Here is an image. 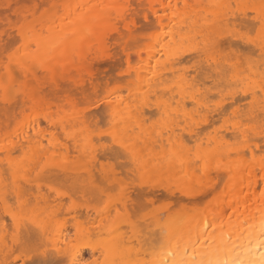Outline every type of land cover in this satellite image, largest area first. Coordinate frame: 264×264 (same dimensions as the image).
I'll return each mask as SVG.
<instances>
[{
    "label": "bare ground",
    "instance_id": "1",
    "mask_svg": "<svg viewBox=\"0 0 264 264\" xmlns=\"http://www.w3.org/2000/svg\"><path fill=\"white\" fill-rule=\"evenodd\" d=\"M228 1L39 0V5L43 6L40 13L44 17L43 35L39 37L42 41L40 54L44 55L50 51L56 62L64 66L59 79L46 81L44 91L55 97L76 88L105 93L106 90L111 91L110 86L116 81H121L122 86L107 97L112 102V108L125 117V122L119 128L120 134L124 138H128L130 134L133 141L140 142V148L137 146L136 150L142 151L141 162L148 164L155 176V182L159 184V187L153 189L156 197L160 189H163L165 194L176 198L179 205L180 202L181 205L183 203L179 209L167 211L163 218L148 212L138 222L136 220L137 223L132 220L118 226L113 225L112 220H107L110 218H106L105 208L110 206L109 203L102 208L91 203L85 205L81 211H71L68 204L64 203L68 198L60 195L58 199L61 203L56 204L57 198L49 199L50 186L46 183L45 173L41 172V175L37 176L45 161L60 166L59 170L48 169V175L59 171V175L65 178L77 177L81 184L87 181V185L91 186L95 173L87 168H72L70 160L76 150L71 151L72 148L66 143L68 140L61 139L63 133H57L54 124L44 119L37 120L35 124L25 122L22 130L17 133L16 114L20 108L15 104L6 108L0 103V145L7 146L14 142L21 146L15 150V155L0 154V192L5 189L14 190L23 180H27L28 192L33 201L50 208L55 205L58 212L63 208L61 218L66 223L50 237L54 246L65 244L66 239L69 246L77 240L80 243H90L95 249V255L92 256L91 250L86 251L94 260H98L99 264H264V171H261L257 163L251 162L252 148L242 142L236 143L240 129L235 126V122L228 124L229 121L224 118L230 125L225 126L226 130H230L214 136L207 132L206 127L198 129V124L202 122L195 123L197 128L187 127L189 130L185 131H189L187 134L190 140L195 142L192 147L186 145L188 143L184 141V136L175 134V130L171 128L170 134H160L164 137L160 138L162 136L156 134L160 132L157 130V123V127L149 125V116L145 114L155 110L160 112V115L162 113V116L167 113L166 120L169 116H172L173 120L174 116L175 123L169 120L177 128L180 119L189 120L193 112L208 109L222 116L232 104H239V95L230 88V91H226H229V94L218 92L221 97L224 94L223 99L221 98L223 101L214 105L210 103L208 96L213 89L210 90V87L205 85V76L208 72L216 73L218 70L215 67L210 68L206 59L203 73L197 69L196 74L189 79L185 71V64H198L200 52L212 38L221 33V21L226 27L233 13L238 14L240 11L231 7ZM247 1L259 3V0ZM115 5L128 6L119 10H126L129 16L127 20L116 16L118 10L113 7ZM36 6L37 3H34L21 8L36 11ZM18 8L20 7L5 6L3 12L12 10L15 18L22 19L16 15ZM123 23L127 29L135 27L137 23L141 30L136 27L135 31L130 28V31L126 32L125 29H120ZM100 33L104 34L102 44L99 41ZM112 40L115 48L111 52L103 53L102 47ZM73 53L76 54V63L72 62ZM82 62L87 65L83 71L80 67ZM230 62L232 63L230 60L228 64ZM105 65L117 72L108 71L107 74L101 71L104 74L100 80H105L100 82L98 70ZM224 68L225 65L221 64V79L223 77L222 81L228 84V78L222 74ZM242 68L244 70V67ZM239 69L236 71L239 72ZM8 72L6 62L1 63L0 83L8 79ZM72 72L75 75H71ZM242 72L245 75H255L256 71ZM228 77L236 84L235 77L231 74ZM40 79L44 80V77ZM181 80L184 81L185 87H176ZM199 82L201 87L197 85ZM232 85L228 84L229 87ZM189 86L191 90H188ZM16 87L22 86L17 82ZM241 98L245 99L243 92ZM20 104L23 105V98ZM193 119L190 118L189 122L192 123ZM24 120L27 121L26 116ZM169 123L167 126H172ZM190 123L186 121L185 124L188 126ZM212 128L214 130L215 126ZM41 129L47 130L49 136L57 133L56 139L60 140V143L53 142L52 151L48 150L50 146ZM37 134H40L39 145L34 139ZM5 137H8L7 142ZM146 145L150 146L149 151L145 150L148 149ZM244 151L248 152V158L237 154ZM209 154L221 162V167L217 170L218 177L217 172L216 176L211 174L215 181L211 175L204 174V161L199 159ZM63 168L69 170L63 172ZM132 168L135 169L136 165L133 164ZM207 176H211L210 181L213 183L209 181L202 185ZM216 177L219 180H216ZM43 183L47 190H42L41 186L45 188L41 185ZM217 183L221 187L216 186L219 185ZM187 185H191V189L187 194H182ZM97 192L104 195L103 190ZM199 205L203 209H200ZM121 207L124 205L121 204ZM71 212L76 216L68 217ZM10 221V217L7 221L3 219V205L0 204V232L3 231L4 224ZM75 225H79L83 233H90L92 239L77 237ZM2 258L3 246L0 245V259Z\"/></svg>",
    "mask_w": 264,
    "mask_h": 264
},
{
    "label": "snow or ice",
    "instance_id": "2",
    "mask_svg": "<svg viewBox=\"0 0 264 264\" xmlns=\"http://www.w3.org/2000/svg\"><path fill=\"white\" fill-rule=\"evenodd\" d=\"M41 7L43 6L37 5L36 11L18 8L16 15L22 19H18L14 27L9 25L5 27L3 33H0V41L5 45L6 64L9 69L8 79L0 83V100L6 108L12 104L20 108L16 114L17 133L22 130L25 122L35 124L37 120L44 119L56 126L57 133H63L61 139L76 141L78 146L83 145L84 153L94 154V159L95 156H99V160L91 166L100 170V176L90 187L96 191L103 190L115 198V204L105 208L113 225L118 226L134 219L138 221L148 212L163 218L170 209L156 197L153 189L159 187V184L155 182V176L148 168V164L141 162L142 151L136 150L139 142L133 141L130 134L128 138L120 134L119 128L125 122V117L119 115L112 108V102L107 99L122 86V82L116 81L110 86L111 91L106 90L103 95L98 90L76 88L60 94V99L57 100L54 95L44 91V87L47 86L46 81L59 79L64 66L56 62L50 51L44 55L40 54L42 41L39 37L43 35L44 23V17L40 13ZM113 7L118 10L116 16L124 20L129 18L126 10L119 11L128 6ZM231 7L240 11L238 14L233 13L226 27L221 21V33L212 38L200 52V62L193 66V72L199 69L203 73L206 59L210 68L215 67L218 70L216 73L208 72L205 76L210 87L212 81L221 79V64L225 65L223 76L227 77L231 74L236 78V94L239 95L242 91L246 98L243 105L236 103L231 105L234 109L231 119L240 129L236 143L242 142L251 147V162L257 163L261 171H264V0H259V3L231 5ZM10 35L15 38H8ZM99 41L101 44L104 42L103 33H100ZM121 42L123 43L122 38ZM256 51L260 53L259 75L237 72L236 69L243 67L246 62L249 68L256 67L251 62V56H254ZM75 55L73 53V63H76ZM229 60L232 61L230 65ZM86 66L82 62L81 71ZM70 74L75 75L74 72ZM40 77H44V80ZM17 82L22 87L17 88ZM176 87L184 88V81L181 80ZM188 90H191L190 86ZM21 98L23 105L20 104ZM25 116L27 121L24 120ZM41 133L48 140L49 151H52L53 142L60 143V140L56 139L57 133L49 136L45 129H41ZM163 133L164 128L161 127L160 132L156 134ZM39 136L40 134H37L34 138L37 145L40 144ZM7 140L8 137H5L6 142ZM19 147L21 146L14 142L7 146L0 145V154L15 155V150ZM237 154L248 158L247 151ZM83 159L84 157H80L77 161H73L72 168L79 170L88 167L87 163H80ZM199 159L204 161L205 175H211L213 166L217 170L221 167V162L211 154ZM64 163L67 164V161ZM133 164L136 165L135 169L131 167ZM40 169L37 176L39 177L41 172L45 173L46 183L50 186L49 199L57 198L56 204L61 203L58 197L64 195L68 198L64 203H67L68 208L71 209L77 206V200L74 198L79 193H83L85 198L94 195V192L90 194L87 187L80 185L75 176L65 178L59 175V171L48 175V169L59 170V165L45 161ZM68 170V168L62 169L63 172ZM28 182L23 180L18 188L0 192L3 219L7 221L8 217L11 218L10 223L6 222L3 231L0 232V245L3 246V258L0 259V264H99L98 260L92 258L95 249L90 243H80L77 240L69 246L66 239L65 244L54 246L50 242L52 234L62 229L66 223L61 218L63 208L58 212L55 205L50 208L33 201L28 192ZM191 187L187 185L182 194H187ZM121 204L124 205L123 208ZM75 228L77 237L92 239L91 234L83 233L79 225H75ZM86 250H91L92 256H89Z\"/></svg>",
    "mask_w": 264,
    "mask_h": 264
},
{
    "label": "rangeland",
    "instance_id": "3",
    "mask_svg": "<svg viewBox=\"0 0 264 264\" xmlns=\"http://www.w3.org/2000/svg\"><path fill=\"white\" fill-rule=\"evenodd\" d=\"M229 3H230V5H236V3H237V0H229L228 1ZM248 1L247 0H239V3H237V4H241V3H247ZM34 3H37V5H39V0H0V33H3V31H4V29H5V27H8L9 25H11L12 23V25H13V27L15 26V24H16V21L18 20V18H15L14 16H13V11L11 10V11H8V12H3V9H4V7L5 6H14V7H28V6H31L32 4H34ZM6 21L8 22V24L6 25ZM140 23L138 22V25H139ZM11 25V26H12ZM120 25V24H119ZM123 25V26H122ZM121 26H120V29H122V30H124L125 29V31L126 32H129L130 31V28L131 29H134V31H135V28L137 27V28H139V27H141V26H138L137 25V23L135 24L136 26L134 27H130V28H125L124 27V23L122 24ZM136 28V29H137ZM8 30H9V33H11V27H9L8 28ZM139 30H141L140 28H139ZM142 30H143V28H142ZM131 32H132V30H131ZM8 38H10V39H13L12 38V36L10 35ZM4 47H5V45L3 44V42L2 41H0V59L1 60H3L2 62H0V64L1 63H5L6 62V59H7V54L5 53V51H4ZM246 47V46H245ZM115 48V43H114V41L112 40V41H108L103 47H102V49H101V51L103 52V53H107V52H111L112 51V49H114ZM241 50H243V48L241 49ZM253 51H255L254 49H253ZM248 55H250V53L248 54ZM259 56H260V54H259V52L258 51H256L255 52V55L254 56H251V62H252V64H254V65H256V67H254V68H249V65H248V63L246 62L244 65H243V67H244V70L246 71H256L255 72V75L256 76H258L259 75V65H260V60H259ZM0 60V61H1ZM246 60H247V55H246ZM5 61V62H4ZM230 61V60H229ZM120 63H122V62H120ZM231 63V62H230ZM229 63V64H230ZM192 64H194L193 62H188V63H186L185 64V71H186V73H187V76H188V78L189 79H191L192 78V75L193 74H196V72H194L193 73V66L194 65H192ZM119 65H121L122 66V64H119ZM243 68L241 67V69H239L240 71L239 72H242V71H244V70H242ZM107 70V71H106ZM104 71V72H106L107 74H109V72L108 71H113L112 70V68H110L109 66H107V65H105V67L103 66V68H100L99 70H98V76H99V80L100 79H102L103 77H102V75L104 74V73H102V72ZM115 71V70H114ZM114 71H113V73H114ZM110 72V74L112 75L113 73H111ZM115 72H117V71H115ZM100 73H101V76H100ZM190 73H191V75H190ZM115 75H117V73L116 74H114V76ZM227 78H228V82H230V83H228L229 85H232L231 83H233V85L235 84L233 81H231V80H229V77L227 76ZM222 79L224 80V78L222 77ZM222 79L220 80L221 82H223L222 81ZM98 80V81H99ZM105 80V79H104ZM104 80H100V82H104ZM226 80V79H225ZM218 81V80H217ZM216 81V82H217ZM220 81H218L217 83L215 82V81H212L211 82V84H212V86L210 87L209 86V84H208V82L207 81H205V85H207V86H209L210 87V90H211V88L213 89V91L211 90V92L212 93H210L209 94V100H210V103L212 104V105H214V104H216L217 102H221V100L223 99L222 97H224L223 95L224 94H222V97H221V95H219L218 94V92L220 91L221 93H224V92H226L227 91V89L229 90V88H230V90L232 89L233 91H235V93H237V88L235 87V85H234V87H233V85L231 86V87H229L228 86V84H226V83H222V84H220L221 82ZM70 82V81H69ZM200 82H202V81H200ZM198 83L197 85H198V87H201V83ZM213 82H215V83H213ZM235 82H237V81H235ZM71 83V82H70ZM219 83V84H218ZM71 85H72V83H71ZM73 86V85H72ZM214 86H216V87H214ZM229 90V91H230ZM228 91V92H229ZM101 92V91H100ZM228 92H226V94L228 93ZM102 93V92H101ZM241 93H242V91L240 92V94H239V104L240 105H243L245 102H246V98L245 99H242L241 98ZM104 93H102V95H103ZM229 94V93H228ZM237 95V94H236ZM227 96V95H226ZM225 96V97H226ZM56 97H58V96H56ZM222 98V99H221ZM57 100H59L60 99V97H58V98H56ZM223 101V100H222ZM0 103H3V101L2 100H0ZM54 103H55V101H54ZM54 106H55V104H54ZM168 111V110H167ZM193 111H191V113H192ZM197 112V111H196ZM160 112H157V111H151V112H146L145 114L147 115V116H149V119L147 120L148 122V124L149 125H151L152 127H155L156 125L158 126V129L157 130H160L161 129V126H163V128H164V134H165V136H166V133H171L170 131V128L172 129V130H175L174 132H175V134H177L178 135V133H179V135L181 134L182 136H184L183 137V139H184V141H186V143H188V144H186V145H189V146H192L193 147V145H195V142H193L192 140H190V138H189V136H188V134H189V131L187 132V131H185L186 129L187 130H189V128L190 127H194V128H197V127H195L196 126V124L199 122H202V123H200V124H198L200 127H198V129L200 128V129H203V127L205 128H208V130H207V132L209 131L210 132V134L211 135H217L218 133L219 134H223V132H224V134L226 133V131H229L230 130V128H227V130H226V127L225 126H227V127H230V125H228L229 123H231V121L233 122V120L231 119V117H232V115H233V113L234 112H232V107L231 108H228V110L226 111V113L224 114V115H222V116H220L219 114H217V112L216 111H213V112H211V110H208V109H203V110H201V111H198L197 113H195V112H193L191 115H193L192 117H194V119L192 118V117H190L191 119H193L191 122L193 123H190L189 121H190V118H189V120H188V118H187V114H188V112H187V114L185 115L186 116V118H187V120L186 119H178L180 122V124L178 123V126H177V128L173 125V123H171L170 122V120L169 119H171V121L172 122H174V116H173V120H172V116L170 117L169 116V119L168 120H166L167 118V113H166V115H163L162 116V113H161V115L159 114ZM197 114L196 115V117H195V114ZM199 113V114H198ZM190 116V115H189ZM176 117V116H175ZM177 117H179V116H177ZM207 117V118H206ZM227 119V121H229L228 122V124H227V121H225V119ZM226 122V123H224V121ZM175 120H176V118H175ZM178 120H176V121H178ZM200 120V121H199ZM204 120V121H203ZM186 121H188V123H190L188 126L185 124L186 123ZM171 123L172 124V126H173V128H172V126L171 125H169L170 127H168L167 125V123ZM150 123H152V124H150ZM157 123V124H156ZM169 123V124H170ZM175 123V122H174ZM196 123V124H195ZM205 123V124H204ZM215 123V124H214ZM156 124V125H155ZM177 124V123H176ZM195 124V125H194ZM212 124V125H211ZM197 125V126H198ZM206 125V126H205ZM209 125H211L212 127H214L215 126V128H217V129H215L214 128V130H213V128L210 126L209 127ZM156 126V127H157ZM208 126V127H207ZM121 127V126H120ZM180 127H182V128H180ZM187 127H189V128H187ZM192 127V128H193ZM123 128V127H122ZM121 128V129H122ZM169 128V129H168ZM175 128V129H174ZM193 128V129H194ZM229 129V130H228ZM123 130V129H122ZM170 130V131H169ZM168 131V132H167ZM212 131V132H211ZM120 132V131H119ZM206 132V133H207ZM216 132V133H215ZM188 133V134H187ZM163 134V135H164ZM208 135H209V133H207ZM160 136H162V135H160ZM181 136V137H182ZM227 136L229 137V134H227ZM178 137H180V136H178ZM160 138H164L163 136L162 137H160ZM97 139H99V137H97ZM204 138L202 139V142L204 143ZM206 140V139H205ZM65 141H67L66 139H65ZM161 141V140H160ZM74 141L73 140H68L66 143H67V145L70 147V148H72L71 149V151L72 150H76L73 154L75 155H73V156H71V166H72V162L73 161H77L78 159H80V157H84V159L83 160H80V163L81 164H85V163H87L89 166L88 167H86L87 168V170H92L93 171V173H95V178L93 177V179L95 180L96 178H98L99 177V169H96V168H93L91 165H94L95 164V162H96V160H99V156H96V158L94 159L93 158V155H86L85 153H84V151H83V145H79L78 146V143L75 141V143H73ZM162 143V142H161ZM72 144V145H71ZM74 144V145H73ZM138 144H140V142L138 143ZM145 144V143H144ZM141 145V144H140ZM155 145V144H154ZM203 145V144H202ZM147 147H148V149H145L146 151L148 150H150L151 148H150V146H152V144L150 145V146H148V145H146ZM156 146V145H155ZM158 146H160V145H158ZM164 145H162V146H160L161 148L163 147ZM188 146V147H189ZM138 147L140 148V146L138 145ZM145 147V146H144ZM146 147V148H147ZM154 147V146H153ZM157 147V146H156ZM156 147H154L155 149H156ZM160 147H159V149H160ZM165 147V146H164ZM69 148V149H70ZM142 149V148H141ZM158 149V148H157ZM158 149V150H159ZM78 150V151H77ZM143 150V149H142ZM138 151V150H137ZM77 152V153H76ZM71 154V153H70ZM79 154V155H78ZM102 154V153H101ZM78 155V156H77ZM101 163H103V162H101ZM131 167H132V165H131ZM85 168V169H86ZM84 169V168H83ZM213 169L214 170H216L215 172L214 171H212V173H214V174H212V175H214V176H216L215 174H216V172H217V177H218V171H217V169L215 168V167H213ZM212 169V170H213ZM79 170H82V169H79ZM211 175V176H212ZM211 176H210V178H208V176H207V179H206V181H205V179H204V181H205V183H204V181H202L203 182V184L202 185H204V184H207L210 180H212V178H211ZM213 177V176H212ZM217 177H216V180H219V178L217 179ZM208 180V181H207ZM213 181H215V177H213ZM212 181H210V183H211ZM213 183V182H212ZM80 185H82V186H85V187H87L88 188V190H89V192H90V194L92 193V192H94V195H90V198H85L84 196H83V193H79L78 194V196L76 197V198H74V199H76L77 200V206H73L72 208H71V211H81V209H83L84 207H85V205H87V204H94L95 206H97V207H99V208H102V207H104V205L106 204H108V205H110V206H112L111 204L113 203V205L115 204V198L114 197H111L108 193H106V192H104V195H100L96 190H94V189H92L91 187H90V185H87V184H89L87 181H85V182H83V184H81V183H79ZM217 184H219V183H217ZM41 185H44V187L45 188H43L42 186H41V188H42V190H47L46 188V186H45V184L43 183V184H41ZM92 185V184H91ZM208 186V185H207ZM216 186H220V184L219 185H216ZM221 187V186H220ZM219 187V188H220ZM161 191H159V193H158V196H157V198H160L161 199V202L162 203H164L165 205H166V207L167 208H169L170 210H171V212L173 211V209H179V207H180V205H181V202H180V205L178 204V201H177V199L176 198H173V197H170V196H168L167 194H165L164 192H163V189H160ZM216 190L218 191L219 189L216 187ZM106 194V195H105ZM209 199H211V197H209ZM208 199V200H209ZM82 201V202H81ZM177 201V202H176ZM174 203H177V205L176 204H174ZM179 205V206H178ZM182 205H183V203H182ZM181 205V206H182ZM201 206L203 205L202 203L200 204ZM199 205V207H201ZM189 207H191V206H189ZM203 207V206H202ZM200 208V209H203V208ZM188 208V207H187ZM192 208V207H191ZM190 208V209H191ZM188 210H189V208H188ZM200 211V210H199ZM105 214V213H104ZM68 217L70 216H76V214H73L72 212L70 213V214H68L67 215ZM103 217V219H104V216H102ZM96 218H98V217H96ZM106 218H110L109 216L107 217V215H106ZM105 218V219H106ZM100 219V218H99ZM96 220V219H95ZM102 219H100V221H101ZM107 220H110L111 221V219H107ZM103 221V220H102ZM134 221L136 222V220L134 219ZM94 222V221H93ZM93 222H92V224H93ZM138 222V221H137ZM136 222V223H137ZM95 224H96V221H95ZM99 224H100V222H99ZM90 225V224H89ZM132 226V225H131ZM129 228V227H128ZM124 229V228H123ZM72 238V237H71Z\"/></svg>",
    "mask_w": 264,
    "mask_h": 264
}]
</instances>
